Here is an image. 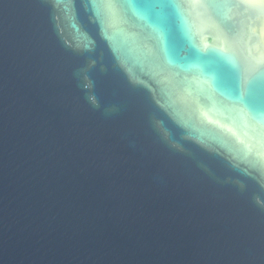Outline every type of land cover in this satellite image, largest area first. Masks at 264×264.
<instances>
[{
  "label": "water",
  "instance_id": "1",
  "mask_svg": "<svg viewBox=\"0 0 264 264\" xmlns=\"http://www.w3.org/2000/svg\"><path fill=\"white\" fill-rule=\"evenodd\" d=\"M0 264H264V0H0Z\"/></svg>",
  "mask_w": 264,
  "mask_h": 264
}]
</instances>
